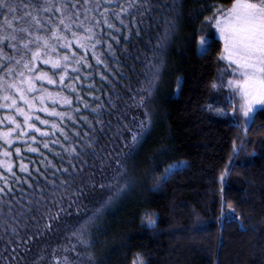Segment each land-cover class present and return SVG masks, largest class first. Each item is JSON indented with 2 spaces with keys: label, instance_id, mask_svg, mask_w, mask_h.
I'll return each instance as SVG.
<instances>
[{
  "label": "snow or ice",
  "instance_id": "obj_1",
  "mask_svg": "<svg viewBox=\"0 0 264 264\" xmlns=\"http://www.w3.org/2000/svg\"><path fill=\"white\" fill-rule=\"evenodd\" d=\"M158 3L0 0V241L5 252L30 251L33 241L63 217L71 229L67 235L72 247H65L75 258L54 254L51 259L56 264H102L94 252L100 231L97 218L135 182L129 175V163H135L132 158L152 123L147 101L158 85L163 52L178 26L177 0L157 8ZM153 11L156 16H151ZM145 16L155 25V43L146 46L148 56L143 60L134 58L139 71L130 67L138 88L129 84L133 103L143 111H136L131 119L120 114L123 122L117 121L119 129L113 135H118L125 150L116 157L103 156L105 146L96 147L97 133L106 123L111 129L112 123L103 116L111 115L115 108L111 93L84 81L97 76L106 80L94 71L88 74L101 64L109 74L124 78L112 66V62L121 63L113 55V43L119 47L118 38L126 29L125 43L132 28L139 38ZM213 16L222 41V58L232 73L224 87L240 96L247 116L253 103H264V0H232L226 9L215 8ZM212 19L205 17L206 21ZM149 44H153L151 36ZM85 87L91 91L83 93ZM52 148L58 150L52 152ZM26 152L41 159L29 160ZM172 167L168 165L156 177L157 184L166 180ZM85 169L91 171L85 173ZM84 200L88 203L82 207ZM232 207L230 203L229 209ZM148 223L154 225L155 220ZM43 256L41 251L33 264H40Z\"/></svg>",
  "mask_w": 264,
  "mask_h": 264
},
{
  "label": "trees",
  "instance_id": "obj_2",
  "mask_svg": "<svg viewBox=\"0 0 264 264\" xmlns=\"http://www.w3.org/2000/svg\"><path fill=\"white\" fill-rule=\"evenodd\" d=\"M170 2L159 0L154 6ZM231 3L177 0L178 26L163 52L158 85L147 101L152 123L132 158L135 163H129V175L135 182L97 218L100 231L94 252L102 264H131L135 256L146 264H264V104L247 118L238 95L224 87L232 73L221 58V42L212 24L214 9H226ZM205 17L213 19L206 21ZM160 18L162 21L164 16ZM144 21L139 38L132 28L125 43L126 29L118 38L119 47L113 43V55L121 63L112 62V66L121 70L124 78L115 72L109 74L101 64L88 74L94 71L107 79L97 76L84 81L111 93L115 108L111 115L103 116L112 123L111 129L106 123L97 133L100 139L96 147L105 146L103 156L110 153L116 157L125 150L118 135H113L119 129L117 121L123 122L120 114L131 119L136 111H143L133 103L129 84L138 88L130 67L139 71L140 64L134 58L143 60L148 56L146 46L151 48L155 43V25L148 16ZM150 36L153 44H149ZM202 37L206 43L199 52ZM81 91L86 94L91 89ZM84 102H89L86 95ZM25 155L29 160L41 159ZM92 162L89 156L88 163ZM168 165L173 166L171 173L157 184L156 177ZM90 171L85 169V173ZM87 203L84 200L81 206ZM71 211L75 212V205ZM150 219L155 220L154 225H149ZM70 231L62 217L51 225V231L33 241L30 251L5 252L0 241V262L33 264L41 251L40 264H56L51 259L54 254L74 259L65 247H72L68 244Z\"/></svg>",
  "mask_w": 264,
  "mask_h": 264
},
{
  "label": "rangeland",
  "instance_id": "obj_3",
  "mask_svg": "<svg viewBox=\"0 0 264 264\" xmlns=\"http://www.w3.org/2000/svg\"><path fill=\"white\" fill-rule=\"evenodd\" d=\"M214 20V19H213ZM212 23V22H211ZM213 24V26H214V30H215V35H216V37L220 40V37H219V32L217 31V28H216V26H215V23L213 22L212 23ZM203 39H204V42L203 43H201L200 41H201V38L199 39V41H198V45H197V47H198V51L199 52H202V50H204V45H205V43H206V38H204V37H202ZM220 42H221V46H222V41L220 40ZM222 58V57H221ZM223 59V58H222ZM223 61H224V63L228 66V62L226 61V60H224L223 59ZM231 88V87H230ZM232 89V88H231ZM238 98H239V100L242 102V104H243V101H242V99L240 98V96L238 95ZM262 104H264V103H259V102H257V103H253L252 104V106H251V110L249 111V113H248V115L246 116L247 118H250V116H252L255 112V110H257L258 108H260L261 107V105ZM243 113H244V109H243ZM131 264H146L144 261H141V259H140V257L139 256H135L134 257V259H133V261H132V263Z\"/></svg>",
  "mask_w": 264,
  "mask_h": 264
}]
</instances>
